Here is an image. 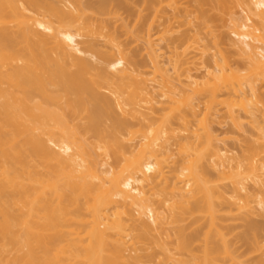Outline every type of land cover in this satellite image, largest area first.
<instances>
[{
  "label": "bare ground",
  "instance_id": "obj_1",
  "mask_svg": "<svg viewBox=\"0 0 264 264\" xmlns=\"http://www.w3.org/2000/svg\"><path fill=\"white\" fill-rule=\"evenodd\" d=\"M249 1L247 18L233 21L247 79L218 74L219 56L202 83L188 75L194 97L181 98L152 42L173 19L157 22L162 0H0V264H264L252 261L264 224L249 223L247 254L224 224L233 209L250 211L243 191L264 183V146L228 157L209 120L219 104L234 126L238 105L254 118L257 102L244 100L264 84V0ZM121 9L132 30L111 22ZM128 33L146 41L151 71L117 41ZM188 38H170L171 51ZM195 98L206 101L198 128Z\"/></svg>",
  "mask_w": 264,
  "mask_h": 264
},
{
  "label": "rangeland",
  "instance_id": "obj_2",
  "mask_svg": "<svg viewBox=\"0 0 264 264\" xmlns=\"http://www.w3.org/2000/svg\"><path fill=\"white\" fill-rule=\"evenodd\" d=\"M87 1L97 2L98 0H82V2ZM134 1L136 0H130V3ZM161 6L163 12L155 17L157 22L159 23V21H161L164 23L166 17H173V19L171 20V26L168 30H164L163 26L153 28L152 42L155 44L154 48L157 50V53L160 54V64L165 70L166 75H168L173 82L176 92L182 94L180 95L181 98H186V96L191 98L194 97L192 89L196 84L189 83L188 75L191 74L199 83H202L206 79L204 77L206 69L212 72L215 71L214 61L219 56H224L227 62L221 63V66H226V69L224 68L221 72L219 71L218 74L225 76L237 75L246 77L247 79L253 66L251 60L247 56L248 54H241L239 51L240 46L234 42L238 37L234 31L233 21L240 18H247L250 13L249 7L251 6L249 0H177L176 5L173 3L170 4V0H162ZM177 6H179L178 10L175 9ZM87 14L95 15L91 10H87ZM109 18L111 22H128L129 30H132L136 23V19L134 17H129L127 12L123 9L116 13H112V16H109ZM152 20L153 17H150L149 22ZM157 22L155 23L156 25L158 24ZM166 23L167 26H169V22ZM248 23L251 24V21H248ZM181 35H188L190 39L188 38L183 44L177 43L179 47L176 50L177 54H174V52L171 51L173 47H171L169 39ZM117 41H122L124 43L126 52L129 54L135 52L143 59L145 70H152L153 63L151 61V53L146 41L142 37H137L135 34L128 33L122 35ZM176 59L180 61L181 65H179L177 69H174V62ZM253 65L255 64L253 63ZM178 75L180 76V80L177 79ZM155 80L154 82H150L151 87L156 86L153 90V95L155 99H162L160 97L161 90L157 88L161 79L157 76ZM258 87L259 92L256 98H252L250 94H247V98L244 100L248 109L251 106V102H257L256 107L254 109L252 108L254 118L238 105L235 107V111L237 110V114L240 117L238 123L241 124L239 126H234L227 116L226 108L221 104L217 105L214 109L216 114L214 113L209 116L214 134L218 138L226 137L224 141L220 142V145L228 149L226 154L228 157L240 158L248 147L252 145L254 147H259L258 145L262 144V146H264V136H262V134L264 135V98L262 97V95H264V84L262 80L258 82ZM245 90L249 92V87L245 88ZM194 101L196 103L198 101L199 103L196 107L198 115L194 122V127L198 128L199 121L206 115V101L205 99L196 98ZM156 106L159 107L158 105ZM157 113L160 116L163 114L162 111ZM197 132L200 134L202 133L201 130H197ZM180 133H182V136L187 135V132ZM174 141L175 140L171 142L173 143ZM183 142L198 143L195 137L184 140ZM172 153L174 156L169 158L170 162L176 158L177 154V147L174 144H172ZM106 160L109 164L113 162L111 158H107ZM261 160L264 163V157ZM108 163L107 165L109 166ZM235 163L236 160L230 161L231 165ZM211 174H213V172H211ZM211 179L224 189L230 190L228 178L211 175ZM145 189L147 190L146 186ZM243 194H248L249 196L250 211L233 209L231 214L224 216V224L227 226V236L232 244L238 247V252L247 254L248 246L243 242L242 236L248 230L249 223L264 224V205L262 202L260 203L261 200H264V183L260 185L249 180ZM152 199L155 198L152 197ZM148 218L149 217H147V220ZM157 233L158 231H154V234L157 235ZM164 238L166 237L164 236ZM263 243L264 240L262 244ZM153 249L159 250L157 247H153ZM257 259L264 261V248L254 255L252 261Z\"/></svg>",
  "mask_w": 264,
  "mask_h": 264
}]
</instances>
